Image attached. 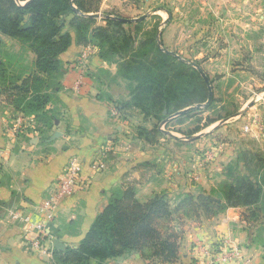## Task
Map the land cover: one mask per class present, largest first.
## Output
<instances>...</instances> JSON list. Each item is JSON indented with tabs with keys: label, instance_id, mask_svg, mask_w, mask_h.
Here are the masks:
<instances>
[{
	"label": "crops",
	"instance_id": "obj_1",
	"mask_svg": "<svg viewBox=\"0 0 264 264\" xmlns=\"http://www.w3.org/2000/svg\"><path fill=\"white\" fill-rule=\"evenodd\" d=\"M105 13L118 14L132 27L142 22L137 40L155 34L160 50L197 66L206 77L209 63L201 60L206 40L212 41V54L223 56L213 61L219 69H253V56H264V0H100L99 12L91 15L95 26H105ZM150 24L153 32L146 28ZM0 38V51L6 45L9 57L20 56L23 48L17 40ZM87 48L91 52L80 66ZM98 54L99 47L91 40L83 46L73 44L61 55L60 88L45 108L48 117L55 118L50 125L17 111V93L11 90L20 85L12 77H27L35 56L29 52L30 62L17 66L7 64V55L0 54L7 70V81H0V264H55V251L78 247L117 188H135L140 202L160 192L169 199L186 193L209 194L226 180L224 171L236 164L234 155L241 150L236 139L224 143L236 134L227 123L245 120V114L251 119L244 129L253 139H264V106L253 102L248 111L242 105L231 122L219 116L215 123L186 137L160 128L158 143H147L135 131L156 122H145L135 108L121 109L129 101V83L118 75L116 65ZM240 55L245 58L239 61ZM195 59L201 61L197 64ZM198 147L215 153L194 165L193 150ZM188 148L187 158L178 155L177 150ZM72 157L83 165L82 189L54 210L41 212L39 207ZM94 163L100 165L96 172L89 168ZM244 213L241 208H229L212 219L188 223L178 258L169 264H264V215L256 221L243 220ZM14 215L28 218L31 225L44 224L37 247L30 242L27 224L13 220ZM54 241L64 249H56ZM235 252L241 253L240 260L220 261L221 254ZM109 264L151 263L136 253Z\"/></svg>",
	"mask_w": 264,
	"mask_h": 264
},
{
	"label": "trees",
	"instance_id": "obj_2",
	"mask_svg": "<svg viewBox=\"0 0 264 264\" xmlns=\"http://www.w3.org/2000/svg\"><path fill=\"white\" fill-rule=\"evenodd\" d=\"M99 6L100 0H0V36L17 40L35 56L27 77H12L20 81L11 89L17 93V111L34 116L38 123L52 124L55 118L48 117L45 108L60 88V57L73 44L93 40L99 58L116 65L118 75L129 83V101L121 109L135 108L145 122L158 123L172 116L179 123L200 113L208 89L199 72L160 50L155 34L137 40L142 22L132 27L118 14L105 13V26H95L91 15L99 12ZM6 71L0 57L2 82L7 81ZM213 102L204 109L210 110ZM217 120L207 119L206 125ZM145 129L137 128V137L152 144L150 138L160 132ZM241 160L247 175L230 166L231 182H221L209 194L169 199L160 192L140 202L133 187L113 190L78 247L55 251V264H109L136 253L151 264H169L178 258L183 226L189 220H209L229 208H241L243 220L256 221L259 212L264 215V153H243Z\"/></svg>",
	"mask_w": 264,
	"mask_h": 264
},
{
	"label": "rangeland",
	"instance_id": "obj_3",
	"mask_svg": "<svg viewBox=\"0 0 264 264\" xmlns=\"http://www.w3.org/2000/svg\"><path fill=\"white\" fill-rule=\"evenodd\" d=\"M151 32H153V27H151V24L146 26V28H149ZM207 41V49H205L204 56L201 60H203V63H209L207 68V80L210 82L211 87V93H212V100H214L212 107L210 110L204 109V104L199 107L201 109L200 113H196L191 118H186L179 123L177 121H169L161 122L162 124L156 122V125H153L151 123L150 127H145V130L155 132V130H158L160 132L161 130L165 132H174L179 131L182 135L185 137L188 136L187 134L192 132L195 129H205L208 125L207 119H217L219 116L224 117L226 122H231L230 118H232V115H239L240 109L244 106V110L248 108L249 105H251L253 102L254 104H261L264 106V56L262 55H256L252 58V65L250 66L253 69L248 70H223L219 69L218 66H214L215 59L218 57H223L220 54H212L210 52L211 48V40ZM20 45L19 47H22L23 50L21 51L20 56L18 57H9L7 53V46H3L2 51L0 54L2 56L7 55L6 62L9 64H15L19 65V63L24 62H30L29 61V51L25 48L26 46ZM184 58V55L181 56ZM228 56H226L227 59ZM3 58V57H2ZM238 60H242L245 58V56L240 55L238 56ZM177 59V58H176ZM201 60L195 59V62L198 64ZM179 61V60H178ZM181 61V60H180ZM205 61V62H204ZM183 62V61H182ZM205 74V72H204ZM215 88V90H214ZM251 99L250 103L246 106L247 101ZM211 100V102H212ZM247 100V101H246ZM246 101V102H245ZM243 105V106H242ZM259 110V109H258ZM243 111V109H242ZM248 111V110H246ZM244 111V113H246ZM244 119H239L236 123H227V126L232 127L234 131L236 132L235 136L231 139L225 138L227 142H224L225 144H228L235 139L238 140L241 143V150L238 151L237 154H235V158L237 159L236 164L233 166H237V168L233 169V171H238L239 173H242L243 175H247V172L244 169V166L242 164V154L243 153H252V154H262L264 153V139L262 140H255L252 136H250V133L248 130H245L244 128L247 126L248 121L251 119L250 115L244 116ZM165 121V120H164ZM149 123V122H148ZM166 124V125H165ZM182 127V128H177ZM136 132V131H135ZM161 133V132H160ZM153 136V135H152ZM158 136L155 137L153 140L150 138L151 141H153V144L158 143ZM182 137V136H180ZM185 139V138H184ZM212 147V146H211ZM225 148V147H224ZM190 152V148L188 149H180L177 150L178 155L183 156L184 158H187V154ZM195 157H197L194 161V165L196 163H200L201 160L204 158L212 157V155L215 153L214 149L211 150H201L199 147L197 149L194 148L193 150ZM158 169L156 170V172ZM159 172V171H158ZM234 173V172H233ZM229 171L226 169L224 171V177L226 180L224 182H231V178H228ZM195 175L192 176L194 178ZM230 179V180H229ZM260 211V209H258ZM259 217L261 212L258 213ZM200 221L194 222L193 220H189L185 222V225L183 226V234L185 228L187 227L188 223H199ZM184 235H182L183 238Z\"/></svg>",
	"mask_w": 264,
	"mask_h": 264
},
{
	"label": "built area",
	"instance_id": "obj_4",
	"mask_svg": "<svg viewBox=\"0 0 264 264\" xmlns=\"http://www.w3.org/2000/svg\"><path fill=\"white\" fill-rule=\"evenodd\" d=\"M90 48H87L80 57L79 65H84L82 62H86L88 56L90 54ZM92 172H96L100 169V165L98 163H94L89 166ZM82 172H83V165L76 157H72L66 164L63 172L55 183L54 190L51 194L48 195V198L45 199L40 206L41 212L43 211H52L54 208L64 199L69 198L70 196L74 195L76 192L82 189ZM13 220L19 221L23 224H27V233L30 239V242L34 247H37L42 240L43 233L45 230L44 224H35L31 225L29 223L28 218H22L19 215H14ZM233 258L238 260L241 259V253L235 252L233 256H229L227 254H221L220 261L222 263L230 262Z\"/></svg>",
	"mask_w": 264,
	"mask_h": 264
},
{
	"label": "water",
	"instance_id": "obj_5",
	"mask_svg": "<svg viewBox=\"0 0 264 264\" xmlns=\"http://www.w3.org/2000/svg\"><path fill=\"white\" fill-rule=\"evenodd\" d=\"M165 52V51H164ZM166 53H168V52H166ZM168 54H170V53H168ZM170 55H172V56H174L175 58H177L178 60H181L182 61V59L179 57V56H177V55H174V54H170ZM198 72H199V74L201 75V77L204 79V81H205V83H206V85H207V89H208V99H207V102L204 104V107H206V106H208L210 103H211V100H212V93H211V87H210V83H209V81L207 80V77L205 76V74L197 67V66H195V65H192ZM199 107H201V106H199ZM193 108H195V107H193ZM190 109H192V108H190ZM189 110V109H188ZM181 113H183V112H180L179 114H181ZM53 245H54V247L56 248V249H58V250H63L64 249V245L63 244H61V243H59L58 241H54L53 242Z\"/></svg>",
	"mask_w": 264,
	"mask_h": 264
}]
</instances>
